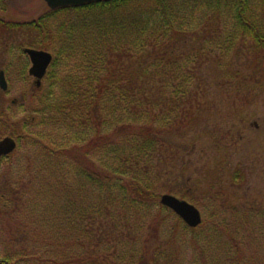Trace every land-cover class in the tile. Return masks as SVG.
<instances>
[{
	"label": "trees",
	"instance_id": "trees-1",
	"mask_svg": "<svg viewBox=\"0 0 264 264\" xmlns=\"http://www.w3.org/2000/svg\"><path fill=\"white\" fill-rule=\"evenodd\" d=\"M215 1L203 4L202 0H103L49 9L38 19L6 24L10 29L37 31L38 37L31 47L57 46L42 86L32 89V112L22 121L17 120L16 124L21 126L9 133L36 147L34 158L45 157L43 172L37 171L32 163L28 172L31 173L30 188L35 193L33 204L41 217L46 219V214L58 207L52 214L53 222L47 226L52 234L57 233L58 239H63H59L62 245L58 239H44L48 245L52 242L57 246L56 264H100L99 255L91 252L94 246L103 244V247L108 244L115 255L112 264H128L133 245L128 240L124 251L123 240L128 235L136 237L139 223L147 219V213H152V203L166 208L160 203L155 182L169 181V171L162 164L167 158L166 152L173 148L170 129L184 118L186 103L192 97L198 99L201 91L193 88L199 76L201 56L181 49L179 44L186 46L190 38L206 30L218 42V34H211L212 30L208 33L213 28L208 23L218 21L216 27L220 24L227 35L222 36L227 46L221 49L227 52L239 31L227 12L236 9L240 13L242 0L238 3ZM90 9L96 11L92 15L93 24L89 25L87 14L77 16L75 11L89 13ZM57 13H60L58 17ZM101 16L108 22L101 24L96 19ZM124 16L127 24H123ZM237 21L246 32L241 23L245 21L239 17ZM256 41L264 44V35ZM62 58L65 60L61 61ZM73 60L76 61L73 65L61 69L63 62ZM2 94L0 90V99ZM5 117H8L6 109L1 107L0 120ZM31 126L38 129L35 127L32 131ZM104 147L106 168L100 169L92 163L90 155L95 149L103 152ZM71 149H78L77 156L90 161L80 168L88 186L69 181L75 178L76 167L72 171L74 176L66 175L67 161L61 160ZM36 178L40 179L35 182ZM239 179L242 178L238 176L235 180ZM83 189L91 190L86 199ZM61 200L64 203L58 206ZM151 222L157 226L156 221L155 224L150 221L149 227ZM182 222L187 231L197 229ZM254 229L259 235L252 242L258 257L248 262L264 264V257L258 254L264 250V226L257 223ZM100 231L102 238H106L105 243L98 240L93 245L92 239ZM240 245L234 242L229 250L238 253ZM236 259L237 264L243 258ZM0 264L11 263L5 257L0 258Z\"/></svg>",
	"mask_w": 264,
	"mask_h": 264
},
{
	"label": "rangeland",
	"instance_id": "rangeland-1",
	"mask_svg": "<svg viewBox=\"0 0 264 264\" xmlns=\"http://www.w3.org/2000/svg\"><path fill=\"white\" fill-rule=\"evenodd\" d=\"M4 1L0 4V19L3 20L0 21V71L5 72L8 91L0 87L3 93L0 108L6 109L8 117L0 120V140L14 137L9 133L14 127L21 126L16 124L17 120L22 121L32 112L30 97L32 89H37L34 78L25 76L30 62L23 48L35 43L38 32L32 29L24 31L21 27L10 29L6 24L38 19L49 9L45 0ZM208 1L202 0V3L207 4ZM210 1L214 3V0ZM232 1L238 3V0ZM242 4L239 5L242 7L240 13L236 9L227 12L235 23L232 25L239 27L237 37L227 52L221 49L227 46L222 39L227 35L220 24L216 27L218 21L208 23V27H216L210 28L208 33L212 30L211 34H218V42L206 34V30L190 38L186 46L179 44L181 49L201 56L199 76L193 87L201 91L198 99L192 97L186 103L184 118L180 123L176 121L170 129L173 148L166 152L167 158L162 164L163 169L169 171V181L158 179L155 182L158 189L155 190L159 196L171 193L194 203L201 210L203 223L195 231H187L176 214L152 203V213H147V219L137 225L136 237L126 235L123 240L124 251L128 240L133 245L128 264L141 261L143 264H236L237 257L243 258L237 264H249V259L258 257L253 251V243L259 238L254 229L256 224L264 226V44L256 40L264 35V0H242ZM95 11L75 12L77 16L87 14L90 25ZM132 16L136 17L135 14ZM238 17L245 21L241 23L247 28L246 32L237 21ZM96 19L101 24L108 22L102 16ZM127 22L124 16L123 24ZM52 27L56 29L55 24ZM49 45L46 50L55 58L57 49L54 47L57 46ZM64 60L62 58L61 61ZM75 62H63L61 69ZM35 127L30 128L34 131ZM78 149H71L61 161H67L64 165L69 177L74 176L72 171L76 167L75 178L69 181L88 186L80 168L81 164L87 165L90 161L78 157ZM102 149L103 152L95 149L90 160L98 168L105 169L106 150L105 147ZM35 150L36 147L26 143L25 139H17V147L12 154L0 160V258H8L11 264H56L59 259L57 246L44 242L46 238L58 239L57 233L52 234L47 226L53 222L52 214L58 207L43 219L33 204L35 193L30 188L29 165L32 163L37 171L41 169L43 172L45 164L44 156L42 159L34 158ZM237 173L242 178L239 181L235 180ZM83 190L86 199L91 190ZM246 199L255 206L246 205ZM63 203L61 200L58 206ZM150 221L154 224L156 221L157 226L151 222L149 227L147 223ZM101 233L95 234L93 245L98 240L105 243L106 238L103 239ZM212 235H216V240ZM234 242L241 244L238 253L234 249L229 250ZM103 245L94 246L91 253L99 255L100 264L102 261L112 264L115 255L108 249V244ZM258 254L264 257V250Z\"/></svg>",
	"mask_w": 264,
	"mask_h": 264
},
{
	"label": "water",
	"instance_id": "water-1",
	"mask_svg": "<svg viewBox=\"0 0 264 264\" xmlns=\"http://www.w3.org/2000/svg\"><path fill=\"white\" fill-rule=\"evenodd\" d=\"M102 0H46L51 8L84 5ZM24 52L28 54L31 60L29 74L37 78L35 86L41 85V80L46 75L47 70L53 60V55L49 51L35 48H25ZM0 87L3 90L8 89V83L5 78V72L0 71ZM16 103V100H13ZM17 147V140L11 136L4 137L0 140V159L10 154ZM160 202L171 208L177 213L189 226L197 227L202 222L201 211L192 203L181 199L173 194L165 193L161 195ZM155 264V263H153Z\"/></svg>",
	"mask_w": 264,
	"mask_h": 264
},
{
	"label": "flooded vegetation",
	"instance_id": "flooded-vegetation-1",
	"mask_svg": "<svg viewBox=\"0 0 264 264\" xmlns=\"http://www.w3.org/2000/svg\"><path fill=\"white\" fill-rule=\"evenodd\" d=\"M4 2H5L4 0H0V4H3ZM1 20H2V19H0V21H1ZM2 21H3V20H2ZM236 175H238V173H237ZM245 201L248 202L246 205L251 206V207H254V206H255L253 203H249V200L246 199Z\"/></svg>",
	"mask_w": 264,
	"mask_h": 264
},
{
	"label": "bare ground",
	"instance_id": "bare-ground-1",
	"mask_svg": "<svg viewBox=\"0 0 264 264\" xmlns=\"http://www.w3.org/2000/svg\"><path fill=\"white\" fill-rule=\"evenodd\" d=\"M10 154H12V152H11ZM4 157H7V155L3 156L2 158H4ZM2 158H1V159H2ZM1 159H0V160H1Z\"/></svg>",
	"mask_w": 264,
	"mask_h": 264
}]
</instances>
